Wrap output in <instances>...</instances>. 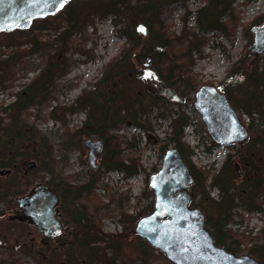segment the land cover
<instances>
[{
    "label": "rangeland",
    "instance_id": "obj_1",
    "mask_svg": "<svg viewBox=\"0 0 264 264\" xmlns=\"http://www.w3.org/2000/svg\"><path fill=\"white\" fill-rule=\"evenodd\" d=\"M135 1L140 18H146L147 10L145 2L142 0H130L131 5H135ZM202 1L186 0L183 3L179 0H173L166 4L162 8L159 18L165 34L170 36V32H173L174 35L178 36L184 25L189 29H193L195 27V11L206 3ZM231 8L239 17V26L231 37L225 39L222 36H217L211 30L203 33L195 32L199 35V38L202 37V43L199 45L200 52L192 50L190 65L185 62L196 78V85L192 93L199 86L207 84L214 86L218 84L226 77L230 63L248 51L247 48L251 43L247 44L246 40L242 37V28L240 26L250 23L251 20L264 11V0H235V5H231ZM74 9L72 3L59 12L58 15L54 16L56 24L60 25L57 32L50 29L45 30V27H42L32 30V33L35 32L38 38L43 40L55 38L67 25L63 20V16H68L69 13L72 14ZM185 10L190 12L186 17ZM183 17L186 18L185 22H183ZM120 19L121 21H115L114 15H107L103 18L94 16L91 22L85 21L81 25L82 28L80 30L72 32L70 36L72 44L70 46L56 51L60 61L66 60V73L58 78H54L55 87L52 98L44 100L36 107H29L26 114L23 112L21 116L23 122L34 124L37 130L49 140L53 153L49 158L36 162L35 168L39 172L28 169L23 173L22 167L29 164V160L19 162V165L17 164L19 171L15 176L17 178L13 179L12 185L9 188L11 192L15 193L14 198L26 195L34 186L42 183L60 190L63 193V199L61 204L58 205V211L65 220H69V218H66L62 211L72 215L70 210L72 211L75 210V207H79L78 201L85 203L88 196L92 195L107 206L95 208L88 205V235L92 236L90 231L94 229L105 237L99 243H91V247L89 248L98 247L100 248L98 250L100 253L105 251L108 255L107 245L109 244V247L111 240L117 239L122 243L121 251L118 253L117 259L111 264H142V262L146 264L142 256L131 250L137 247V241L139 240L133 234V231L136 221L151 212L152 207L148 206L149 197L147 195L146 182L149 174L160 163L161 155L164 153L161 147L165 142L167 132H169L168 122L174 117L173 114L171 115L173 117L169 118L168 112H164V116L159 117L158 112L164 108H166L165 110L171 108L174 111H183L189 116L190 122L183 128L184 135L181 141L192 150L189 160L193 166L216 171L220 168L224 159H226L225 156L228 155V152L232 153L233 151L228 147H215V160L213 162H211L212 158L204 151L202 155H197L194 144L198 139L204 142V144H209V137L200 115L190 108L191 106L188 104L181 106L183 98H170V102H165L164 105L152 103L159 101L160 94L154 95L157 89L169 92L171 86L160 77L162 75L159 73V67L153 63L155 52L161 51L162 48L155 41L148 38V33L146 36L135 33L136 37L140 40V44L129 53L132 59L129 60L131 63L126 61V67H123L122 70L119 66H115L113 68V70H116L115 80L108 82L102 88L98 85L97 82L102 77L105 66L112 63L115 58L118 59L122 53H127L124 48L129 45L122 32L127 28L126 22L128 18L122 17ZM54 25L55 22L51 19L47 22L46 26L52 27ZM228 26H230V22ZM128 28H130L129 24ZM186 45L187 41L185 40L179 44L178 49L186 50L188 47ZM0 49L5 51V48L1 45ZM141 50L146 55L137 60L136 57H138ZM42 57L38 54H32L16 66L14 79L9 87L0 90V108L12 102L14 100L13 95L22 91L26 84L38 76L45 63V56L44 58ZM135 71L138 73L133 74ZM148 73L151 76L145 78ZM120 83H123L121 87L125 89L129 88L122 92L121 96H128L132 90L133 93H137L141 98H144L145 104L150 103L148 107L150 129L142 130L131 124L115 122L114 125L116 126L111 131V133L119 136L124 141L123 144H126L122 146L121 154L125 166L129 164L130 158H137V173L127 177L124 171L116 172L113 168L107 169V166L111 164V152L107 147L102 153V159H100L97 168L90 171L91 169L87 167L84 161L86 155H84V150L82 151L84 141L86 138L94 140L92 138L94 136L98 139L100 138L93 133L85 135V131L97 124L100 116L95 117L91 107L81 109L75 102L84 92L91 90L90 99L100 106H107L108 97L114 94V89L118 88ZM191 95L189 93L185 97L189 96L190 98ZM118 105V102H111L110 106H108L110 113L114 109H117ZM85 120L87 129H85L84 125L82 126ZM258 123L264 128V121H257ZM79 130H81L80 137L77 136V131ZM127 143L131 144L127 145ZM21 146H26V144L23 143ZM109 148H112V146ZM31 150L34 151L33 148ZM4 170H7V168ZM28 174L29 180L28 178L26 179ZM90 179L91 181L95 180L91 193L86 191L83 193L85 189L84 185ZM61 183L65 184L66 187ZM206 184H208V181ZM73 193L78 194L79 200ZM209 195L211 198H214L216 195L218 196V192L216 189L211 188ZM261 201L263 205L264 193L261 196ZM118 203H120V212L133 217V221L129 227L127 223L123 222V216L119 214ZM235 212L234 221L228 225V228L239 234L238 240H242L239 247L243 250L252 244V238L255 237L253 233L250 234L248 231L254 232L257 228L264 226V214L243 212L240 209H237ZM7 224L23 225L25 227L24 234L20 236L22 233L13 225L8 226L6 231ZM237 228L238 230H236ZM243 230L244 233L242 232ZM82 232L83 227L80 225L74 226L71 233L65 232L64 237L61 239L64 246L54 251L55 249L51 246L50 242L35 229L29 219L7 216L6 214L1 215L0 263L6 261L5 256L8 257L9 255L7 249L12 246V249L15 250L14 253L18 264H39L38 258L43 260V264H54L55 262L57 264H68V261L65 260L67 256L66 249L75 240V237L80 239L83 236ZM27 247L37 252L38 257L32 256L31 253H26L24 248ZM151 249L146 250L145 257L148 260V264L168 263L159 250H154L152 247ZM71 250L76 252L81 262L86 259L85 253H80L76 246L72 247ZM93 251L96 252L95 249ZM104 261L105 259H102L97 264H107Z\"/></svg>",
    "mask_w": 264,
    "mask_h": 264
},
{
    "label": "trees",
    "instance_id": "obj_2",
    "mask_svg": "<svg viewBox=\"0 0 264 264\" xmlns=\"http://www.w3.org/2000/svg\"><path fill=\"white\" fill-rule=\"evenodd\" d=\"M142 1L145 2L147 10L146 18H140L136 1L135 5H131L130 0H73L70 5L73 3L75 9L72 14L69 13L68 16H63V20L67 25L55 38L43 40L39 39L35 32L32 33V30L42 27H45V30L50 29L57 32L60 25L56 24L54 17L35 20L27 30L0 33V45L5 48V51L0 49V90L9 87L16 73V66L26 57L32 54L43 56L42 58L45 56L44 66L38 76L26 84L22 91L15 94V99L12 103L0 108V169L4 167L12 169L8 176H0V204L5 208L10 209L16 205L13 197L15 193L11 192L9 187L12 185L13 179L17 178L15 177L19 171L17 164L26 160L34 161V165H31V162L28 164L29 169L39 172L35 168L36 162L49 158L53 153L49 140L37 130L34 124L23 122L21 116L23 112L26 114L29 107H36L44 100L53 97L54 78L66 73V60L60 61L56 51H60L72 44L70 40L72 32L80 30L82 28L81 25L85 21L91 22L94 16L103 18L107 15H114L115 21H121L120 18L122 17L128 18L126 22L127 28L122 32L129 45L124 48L127 53H122L118 59L115 58L116 60L114 59L112 63L105 66L102 77L97 82L101 88L108 82L115 80L116 70H113L115 66H119L122 70L123 67H126V61L131 63L129 61L131 59L129 53L140 44V40L136 37L137 35L133 29L135 24L140 21L146 26L148 38L155 41L162 48L161 51L155 52L153 63L158 65L159 73L162 75L160 77L171 86L169 92H164L160 89L154 92V95L159 93L160 98L158 102L152 103H160V105L170 102V98L181 99L185 97L193 91L196 85L195 76L185 64L186 62L190 65L192 50L200 52L199 45L202 43V37L199 38V35L195 32L203 33L211 30L217 36L228 39L239 26V17L231 8L234 0H205L206 5L195 13V27L193 29H189L184 25L180 35L176 36L173 32H170V36H167L159 18L162 8L173 0ZM179 1L186 2V0ZM189 14L190 12L185 10V17ZM185 17H183V22H185ZM51 19L55 22V25L52 27L46 26ZM263 21L264 12L257 15L250 23L240 26L242 28V37L247 44L252 41L251 26ZM229 22L230 26H228ZM128 24L130 28H128ZM185 40L187 41V49H178L179 44ZM144 55L146 54L141 50L136 59L138 60ZM137 73L135 71L133 74ZM224 84H226L225 91L232 107L238 112L249 115L251 121L245 129L246 138L240 144L229 146L233 152L228 153L220 169L211 171L210 169L197 168L190 163L189 157L192 154V150L181 141L183 126L188 123L189 118L182 111H174L171 108L165 110L166 108H164L158 112L159 117L164 116V112H168L169 118L174 114V117L169 122L170 132L167 134L161 149L164 150L168 144H173L182 157H185L194 180L190 187L192 192L191 205L204 211L206 215L205 226L210 231L214 243L228 252L237 255L247 254L264 264V228L252 238V244L242 250L239 247L242 241L238 240L239 234L231 231L227 226L234 221L233 218L237 209L250 212L262 210L261 196L264 193V128L259 123L254 122V120L264 121V53L254 58L249 51H246L237 60L231 62L226 72ZM121 85L123 83H120L119 87L114 89V94L110 96L111 98L108 97L107 106L104 105L103 107L92 101L89 97L91 90L84 92L75 102L81 109L91 107L94 111L93 115L95 117L100 116L99 122L85 131V135L92 133L97 135L103 141L105 148L107 147L111 152V164L107 166V169L113 168L116 171H124L127 177L137 173V158H130L129 164L125 166L121 154L122 146L126 144H123L124 141L119 136L111 133V131L116 126L114 125L115 122L131 124L142 130L150 129L148 118L150 103L145 104L144 98H141L137 93H133L132 90L128 96H121L122 92L129 89H125ZM113 101L118 102L119 105L117 109L110 113L108 106ZM6 118L7 120H5ZM80 134L81 130L77 131V136L80 137ZM23 143L26 146H21ZM110 146L112 148H109ZM94 181L90 179L84 185L83 193L85 191L91 193ZM207 181L208 184H206ZM61 184L66 187L65 184ZM214 187L218 190V198L215 200L209 195L210 189ZM73 194L79 200L78 194ZM78 205L79 207H75V210H70L72 215H67L70 216L76 225L83 227V236L80 239L75 237V240L68 245L65 260L68 261V264H97L102 259H105L104 263H113L121 251L122 243L117 239L111 240L109 247V244L107 245L108 255L105 251L100 253L98 251L100 248L98 247L93 248L96 252L89 248L91 243H99L105 237L94 229L90 231L92 236L88 235V205L95 208L107 205L92 195L88 196L85 203L78 201ZM117 206L120 216L122 215L124 218L123 222L127 223L129 227L133 217L120 212V203ZM11 225L22 233L20 236L24 234L25 227L21 224H7V227L5 226L6 231L8 226ZM75 246L80 253H85L86 259L84 261L81 262L76 252L71 250ZM136 246L135 249L131 250L142 256L143 261L148 264V260L145 257L146 250L151 249V247L142 239L137 241ZM10 247L7 249L9 255L8 257L5 256L6 261L0 264H18L14 253L15 250L12 249V246ZM24 250L26 253H31L32 256L38 257V253L34 252L32 248L27 247ZM38 259L39 264H43V260ZM54 264H57V262Z\"/></svg>",
    "mask_w": 264,
    "mask_h": 264
},
{
    "label": "water",
    "instance_id": "obj_3",
    "mask_svg": "<svg viewBox=\"0 0 264 264\" xmlns=\"http://www.w3.org/2000/svg\"><path fill=\"white\" fill-rule=\"evenodd\" d=\"M59 2L0 0V32L29 28L34 19L54 15ZM135 31L146 34L142 24H138ZM251 33L253 41L248 49L254 55L264 52V23L253 26ZM212 90L208 86H201L196 92V104L208 134L218 144L228 145L231 141H241L246 132L238 124L234 109L224 95H214ZM85 146L89 149L87 162L94 168L95 153L101 150V142L87 140ZM170 178L176 182L172 183V188L167 192ZM191 181L188 168L176 149L167 150L162 157L160 169L150 177V185L156 184L154 210L137 221L134 234L161 251L170 264H261L251 256L235 255L214 243L204 227V214L197 208L188 207L189 194L186 188ZM173 191L176 194L169 196ZM59 199L54 189L38 185L31 194L15 201L20 213L30 218L39 232L53 240L64 226V221L55 209ZM3 210L0 205V215Z\"/></svg>",
    "mask_w": 264,
    "mask_h": 264
},
{
    "label": "flooded vegetation",
    "instance_id": "obj_4",
    "mask_svg": "<svg viewBox=\"0 0 264 264\" xmlns=\"http://www.w3.org/2000/svg\"><path fill=\"white\" fill-rule=\"evenodd\" d=\"M263 23V22H262ZM259 55V54H258ZM255 56H257V55H255ZM224 80H225V78H223L218 84H216V85H214V86H212V93L214 94V95H217V96H220V95H224V97L227 99V101H228V103L231 105V103H230V101L228 100V97H227V94H226V91H225V87H226V84H224ZM208 85V84H207ZM221 87V90H219V88ZM191 94H193V95H191ZM190 95H191V97L189 98V96L188 97H185L184 99H183V101H182V104L183 105H186V104H188L189 106H191L190 108H192L193 110H195V112H197V114L198 115H200V118L202 119V114H201V112L199 111V109H198V107H197V104H196V92H194V93H192V92H190ZM232 106V105H231ZM85 122H86V120L85 121H83V123H82V126L84 125V127H85V129H87V126L85 125ZM81 127V126H80ZM78 129V128H77ZM92 138H94V140H99V141H101L100 139H98V138H96L95 136L94 137H92ZM88 140V138H86L85 139V141H84V144H83V148H82V151L84 150V155H86V157H85V159H84V161L86 162L85 164L87 165V167L88 168H90L91 170L90 171H92V170H95L96 168H97V166H98V164L100 163V159H102V153L105 151V146H104V144H103V142L101 141V144H102V148H101V150L96 154V156H95V161H94V168H92L89 164H88V162H87V154H88V148L85 146V144H86V141ZM243 142V140H241V141H233V143L234 144H240V143H242ZM173 144H171V146H172ZM173 147V146H172ZM177 150V149H176ZM178 153V152H177ZM179 154V153H178ZM180 155V154H179ZM181 156V155H180ZM182 157V156H181ZM182 159H183V161H184V163L187 165V163H186V161H185V157H182ZM188 167V166H187ZM5 168H7V173H3V176H8L11 172H12V169L11 168H8V167H4L3 169H1V170H4ZM22 169H23V173H25L26 172V165H23V167H22ZM0 170V171H1ZM238 170H239V168H238ZM153 173V172H152ZM152 173L151 174H149V176H148V178H147V190H148V193H147V195H148V197H149V203H148V206H152V204H153V202H154V199H155V187H156V184H151L150 185V177H151V175H152ZM192 177V176H191ZM193 180V179H192ZM174 182H176V180L174 179V178H170L169 180H168V183H167V186H166V191L167 192H169V190L172 188V183H174ZM192 182V181H191ZM193 183V182H192ZM43 185H47L46 183H42ZM48 187H49V185H47ZM176 186H178V183L176 184ZM175 187V186H174ZM50 188V187H49ZM54 188V187H53ZM55 189V188H54ZM55 191V193L60 197V199H59V201H58V203H57V205H56V207H55V209H56V214L58 215V216H60V218L64 221V226H63V228H62V232H61V234L60 235H58V236H56L53 240H49V242L51 243V246L55 249L54 251H56V250H59L60 248H62L63 246H64V243H63V241H61V239L64 237V233L65 232H69V233H71V230L73 229V227L74 226H76V223L74 222V221H72L71 220V218H70V216L69 215H67V214H65V212H63L62 211V209H61V211H62V213H64V215L66 216V218H69V220H65V219H63V216L62 215H60V213H59V211H58V205H60L61 204V201H62V199H63V193L60 191V190H58V189H55L54 190ZM187 193L189 194V199H188V207H190V208H194L192 205H191V200H192V198H191V190L188 188L187 189ZM32 193V190H30L27 194H31ZM176 194V191H173V193L172 194H168L169 196H171V195H175ZM16 204V203H15ZM147 206V207H148ZM14 210H17L18 211V204H16L14 207H12V208H10V209H4V213L3 214H6L7 216H12V217H20V218H22V217H24V216H22V214L21 213H19V212H16V213H12L11 211H14ZM205 220H206V215H205ZM48 240V239H47Z\"/></svg>",
    "mask_w": 264,
    "mask_h": 264
},
{
    "label": "snow or ice",
    "instance_id": "obj_5",
    "mask_svg": "<svg viewBox=\"0 0 264 264\" xmlns=\"http://www.w3.org/2000/svg\"><path fill=\"white\" fill-rule=\"evenodd\" d=\"M67 2V0H60L59 2V6L57 8V11H59L61 8L64 7V4ZM140 31H143V29H140ZM149 76H151L150 73L146 74V77L145 78H148Z\"/></svg>",
    "mask_w": 264,
    "mask_h": 264
},
{
    "label": "built area",
    "instance_id": "obj_6",
    "mask_svg": "<svg viewBox=\"0 0 264 264\" xmlns=\"http://www.w3.org/2000/svg\"><path fill=\"white\" fill-rule=\"evenodd\" d=\"M245 120L247 121V118H245Z\"/></svg>",
    "mask_w": 264,
    "mask_h": 264
}]
</instances>
